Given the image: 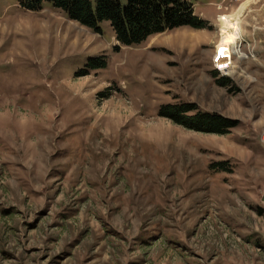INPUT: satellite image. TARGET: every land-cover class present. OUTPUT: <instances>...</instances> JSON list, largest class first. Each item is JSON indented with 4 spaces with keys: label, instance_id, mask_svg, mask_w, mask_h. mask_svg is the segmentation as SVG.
<instances>
[{
    "label": "rangeland",
    "instance_id": "1",
    "mask_svg": "<svg viewBox=\"0 0 264 264\" xmlns=\"http://www.w3.org/2000/svg\"><path fill=\"white\" fill-rule=\"evenodd\" d=\"M221 1L196 4L205 30L123 47L0 0V264H264V0ZM247 2L236 45L220 19ZM185 104L240 124L159 116Z\"/></svg>",
    "mask_w": 264,
    "mask_h": 264
},
{
    "label": "trees",
    "instance_id": "2",
    "mask_svg": "<svg viewBox=\"0 0 264 264\" xmlns=\"http://www.w3.org/2000/svg\"><path fill=\"white\" fill-rule=\"evenodd\" d=\"M199 0H97L96 7L90 0H19L22 9L43 11L46 5L93 33L102 35L101 24L108 22L116 41L123 47L145 44L152 37L167 31L189 27L195 30L209 28L207 21L195 13ZM88 66L94 70L108 66L105 57L91 59ZM215 77L218 78L217 73ZM221 87L230 81L218 79ZM167 118L189 130L224 136L239 126V122L219 115L197 112L194 104L167 105L159 111ZM224 168V164L219 165Z\"/></svg>",
    "mask_w": 264,
    "mask_h": 264
},
{
    "label": "bare ground",
    "instance_id": "3",
    "mask_svg": "<svg viewBox=\"0 0 264 264\" xmlns=\"http://www.w3.org/2000/svg\"><path fill=\"white\" fill-rule=\"evenodd\" d=\"M249 4H250V2H247V4L243 5L232 16H224V17H222L220 19V21H221V27H222V30L224 32V36L227 35V34H230L229 40L233 44L238 45L237 41L240 40V30H239L240 20L242 19V16L247 12V8L249 7ZM25 25H27V24H25ZM225 45H226L225 42H222L221 43L222 49H225L226 48ZM235 52L237 54H240V50H239L238 47L235 48ZM221 58L224 59V56L222 55ZM223 64H225V62H223Z\"/></svg>",
    "mask_w": 264,
    "mask_h": 264
},
{
    "label": "built area",
    "instance_id": "4",
    "mask_svg": "<svg viewBox=\"0 0 264 264\" xmlns=\"http://www.w3.org/2000/svg\"><path fill=\"white\" fill-rule=\"evenodd\" d=\"M238 1L239 0H223L221 3L216 4L215 6H216V9H217V11L219 13H221V14L222 13H225L226 14L228 11L231 10L232 5L235 4ZM243 43H245V41L244 42H241V45ZM216 63H218V62H216ZM216 70L219 71V72H221V73L224 72V70H221V68L218 66V64H216Z\"/></svg>",
    "mask_w": 264,
    "mask_h": 264
},
{
    "label": "snow or ice",
    "instance_id": "5",
    "mask_svg": "<svg viewBox=\"0 0 264 264\" xmlns=\"http://www.w3.org/2000/svg\"><path fill=\"white\" fill-rule=\"evenodd\" d=\"M223 52V50H221Z\"/></svg>",
    "mask_w": 264,
    "mask_h": 264
}]
</instances>
